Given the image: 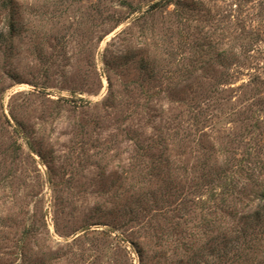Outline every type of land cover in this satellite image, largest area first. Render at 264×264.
<instances>
[{"label":"rangeland","instance_id":"374dc122","mask_svg":"<svg viewBox=\"0 0 264 264\" xmlns=\"http://www.w3.org/2000/svg\"><path fill=\"white\" fill-rule=\"evenodd\" d=\"M263 180L264 0H0V264H264Z\"/></svg>","mask_w":264,"mask_h":264},{"label":"trees","instance_id":"16d2710c","mask_svg":"<svg viewBox=\"0 0 264 264\" xmlns=\"http://www.w3.org/2000/svg\"><path fill=\"white\" fill-rule=\"evenodd\" d=\"M170 1V0H168ZM157 3L153 4V7L156 5ZM10 29L13 28V24L12 21H10L9 24ZM258 189V190H257ZM257 189L255 190V197L257 198H262L264 199V180L262 182L259 183V185H257ZM252 221L255 223L254 228L260 227L263 231H264V205L260 206L259 209H257L255 211V213L253 215H251ZM246 221H244L245 223ZM251 224V223H250ZM224 227V226H223ZM221 227H217V229H220ZM248 228V227H247ZM254 228H251L250 226V231L248 232V230L246 229V226H244V224L236 231L238 234L237 235H241V237H248L251 236L249 240H246L244 245H246V249L251 248L253 250V252L255 253V256L258 255V253H263L264 252V248H260L259 245L257 244V241L261 240L262 238H260V234L263 232L261 231V233L259 232H255L253 231ZM211 228H208V230H210ZM208 232L206 231L205 234H207ZM256 233V234H254ZM254 234V235H253ZM236 239V238H235ZM231 244V240H225L223 242V248H227V245ZM234 247V246H233ZM227 250L230 252V250L233 252L232 250V246L228 247V249H225L223 251V255H225L227 253ZM242 250V249H241ZM236 251H239L237 249V247H235V257H239V255L236 253ZM243 252V251H242ZM242 252H240V254H242ZM234 253V252H233ZM244 253V252H243Z\"/></svg>","mask_w":264,"mask_h":264}]
</instances>
